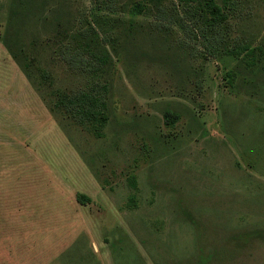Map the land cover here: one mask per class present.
I'll list each match as a JSON object with an SVG mask.
<instances>
[{
  "label": "rangeland",
  "instance_id": "rangeland-1",
  "mask_svg": "<svg viewBox=\"0 0 264 264\" xmlns=\"http://www.w3.org/2000/svg\"><path fill=\"white\" fill-rule=\"evenodd\" d=\"M75 2L148 29L99 65L19 18L33 84L0 0V264H264V0H233L218 33L193 2L165 0L164 17ZM82 91L105 120L56 105Z\"/></svg>",
  "mask_w": 264,
  "mask_h": 264
},
{
  "label": "trees",
  "instance_id": "trees-1",
  "mask_svg": "<svg viewBox=\"0 0 264 264\" xmlns=\"http://www.w3.org/2000/svg\"><path fill=\"white\" fill-rule=\"evenodd\" d=\"M53 1L55 0H13V7L3 37V43L9 54L22 67L33 84H37V82L31 76L30 58L26 55L27 45L20 34V23H18L20 19L24 20L28 16H33L35 22L42 20L45 24L48 23L52 38L67 42V45L71 43V46L76 50L75 53H69L71 55L67 58L70 61L78 58L80 51L85 50L99 65H107L110 61L106 43L117 52L118 44L119 46L122 44L121 41L127 46L131 44L129 42L133 41L138 33L148 29L140 21L127 19L121 15L93 13L89 20L84 12H80L75 0L58 2L55 7H52ZM101 1L107 3V6L110 4L118 12L131 14L155 12L157 16L164 17L165 0H96L97 3ZM179 1L185 4L193 2L191 8L204 21L208 30L214 33H218L217 29L224 26L229 16L228 11L233 4V0H222V4L216 0ZM48 6H50V15L45 13ZM30 10L32 14L29 13ZM218 37L215 35L214 40L216 41ZM247 49L246 46H235L227 49V52L240 54ZM252 52L253 49L248 50V53ZM227 74L231 76V72ZM41 75L43 78L47 77L45 71H42ZM37 89L41 91V87L38 86ZM56 105H62L68 110H75L80 118L93 121L105 120V102L97 92L82 91L71 96L63 95L57 100ZM177 118L178 116L171 111L164 112V120L168 125L174 124ZM77 199L80 202L89 201V198L83 194H78Z\"/></svg>",
  "mask_w": 264,
  "mask_h": 264
}]
</instances>
